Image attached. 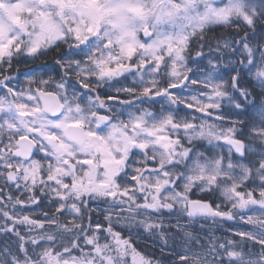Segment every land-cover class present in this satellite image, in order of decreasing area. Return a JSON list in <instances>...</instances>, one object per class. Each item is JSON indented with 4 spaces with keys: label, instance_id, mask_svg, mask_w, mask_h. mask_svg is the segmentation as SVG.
<instances>
[{
    "label": "snow or ice",
    "instance_id": "1",
    "mask_svg": "<svg viewBox=\"0 0 264 264\" xmlns=\"http://www.w3.org/2000/svg\"><path fill=\"white\" fill-rule=\"evenodd\" d=\"M0 264H264V0H0Z\"/></svg>",
    "mask_w": 264,
    "mask_h": 264
},
{
    "label": "trees",
    "instance_id": "2",
    "mask_svg": "<svg viewBox=\"0 0 264 264\" xmlns=\"http://www.w3.org/2000/svg\"><path fill=\"white\" fill-rule=\"evenodd\" d=\"M228 31H230V30L217 28L215 32L210 33L209 35L211 37H219L221 35H226ZM51 60H52V55H49L48 57H45L44 60L38 62V64H20V65H18L17 67L19 69V72L21 73L20 77L21 76L25 77L24 73L28 72L30 69H36L39 66V64H43L44 61H51ZM13 75H15V73H13ZM47 203H48V201H46V200L42 201V206L46 205ZM41 211H51V209H48L47 207H42V209H37L35 211V213L37 212L36 215H39ZM225 226H228V224L225 221H217L215 224H213L212 221H208V223H207V227L209 229V232H215V234L218 236H222L225 233L224 231H222V229H220V228L225 227ZM137 247L139 250H142L146 253L156 252L157 254H159V250L154 248L152 246V244L148 241H138Z\"/></svg>",
    "mask_w": 264,
    "mask_h": 264
},
{
    "label": "rangeland",
    "instance_id": "3",
    "mask_svg": "<svg viewBox=\"0 0 264 264\" xmlns=\"http://www.w3.org/2000/svg\"><path fill=\"white\" fill-rule=\"evenodd\" d=\"M19 79H20V83H21V85H24V86H27L26 85V77H19ZM101 91H102V89H101ZM37 213V212H36ZM35 213V214H36ZM258 214V213H257ZM227 224H228V226H225V227H222V228H220V229H222V231H224V232H226L231 226H232V224H233V222L232 221H228V222H226ZM197 226H199V225H197ZM207 226V225H206Z\"/></svg>",
    "mask_w": 264,
    "mask_h": 264
},
{
    "label": "flooded vegetation",
    "instance_id": "4",
    "mask_svg": "<svg viewBox=\"0 0 264 264\" xmlns=\"http://www.w3.org/2000/svg\"><path fill=\"white\" fill-rule=\"evenodd\" d=\"M22 77V76H21Z\"/></svg>",
    "mask_w": 264,
    "mask_h": 264
}]
</instances>
